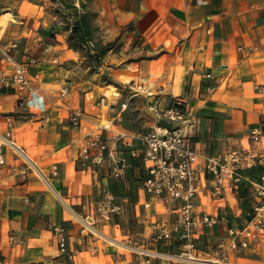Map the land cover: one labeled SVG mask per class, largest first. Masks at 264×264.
<instances>
[{
    "label": "crops",
    "instance_id": "0c3cea01",
    "mask_svg": "<svg viewBox=\"0 0 264 264\" xmlns=\"http://www.w3.org/2000/svg\"><path fill=\"white\" fill-rule=\"evenodd\" d=\"M82 1L93 12L96 34L122 41L104 55L100 70L83 49L70 46V29L56 20L54 10L34 13V4H28L26 11L14 14L13 28L0 40L3 46L17 41L9 51L29 61L38 88L37 94H20L15 87L0 90V132L8 133L38 168L25 163L10 143L2 145L7 164L0 172V258L7 264H143L147 257L152 264H205L200 255L184 258L176 234L156 237L173 228L176 213L144 188L142 156L129 154L131 146H139V134L114 122L113 110L123 103L119 85L132 82L138 86L134 94L147 92L161 109L182 98L193 113L183 130L201 151L247 144L249 129L264 124L254 88L264 79V0ZM8 65L0 58V68ZM105 69L112 82L96 79ZM109 85L119 88L112 97ZM73 109L82 113L78 124L69 119ZM104 117L109 123H102ZM84 146L103 160L81 165ZM110 149L115 158L128 157L122 177L111 174ZM263 170L264 165H256L243 172L256 180ZM208 177L202 176L197 208L218 211L228 221L200 228L198 244L205 248L225 234L227 225L245 223L259 199L251 184L212 197ZM107 192L122 211L108 223H96L98 234L83 230L81 218L89 223L96 200ZM55 225L67 227L66 249L59 245Z\"/></svg>",
    "mask_w": 264,
    "mask_h": 264
},
{
    "label": "built area",
    "instance_id": "2783aa9c",
    "mask_svg": "<svg viewBox=\"0 0 264 264\" xmlns=\"http://www.w3.org/2000/svg\"><path fill=\"white\" fill-rule=\"evenodd\" d=\"M2 35L0 34V40ZM17 46V41H11L9 46L0 44V58L7 67L0 68V90L7 87H15L17 92L25 94L31 92L37 94V85H34L30 75L29 61H20L10 53L9 47ZM264 52V41L260 45ZM210 75V74H208ZM215 85L209 86L213 90ZM256 93L264 110V79L254 84ZM38 102L44 105V96L38 95ZM161 118L164 124L157 123L153 129L138 135L139 146H131L129 154L141 155L147 169L143 179L144 188L151 195L170 203L176 216L172 229H162L156 233L158 239L171 237L173 234L181 241L182 255L185 259H196L200 251L216 258H205L217 261L225 259L231 251L245 249L254 243L264 241V170L259 178L253 180L245 175L243 170L256 165H264V124L258 123L249 129V142L227 147L217 153L201 151L196 145H192L189 134L183 128L192 123L193 113L182 98L173 99L169 106L161 110ZM69 119L78 124L82 119L79 109L71 110ZM8 133L0 132V140L3 144L13 145L14 152L23 157L24 162L30 161V167L37 170L25 151L14 143ZM99 138V137H98ZM2 144V145H3ZM96 144V143H94ZM101 148H106V142L98 143ZM2 145H0V172L7 164ZM113 150L109 153L115 163L111 174L122 176L128 167L126 154L113 157ZM103 155H90V147L84 146L78 159L81 165L86 166L92 162L99 163ZM57 172V165L53 167ZM208 175L210 184L207 191L212 197H220L228 188H239L240 184H251L253 191L259 199L248 209V219L243 224L227 225L226 232L208 247L198 244L199 230L202 227L213 226L221 221H228L226 215L218 211L198 209V200L202 190V176ZM122 211V204L115 200L111 192L96 200L92 214V223H87L81 218L83 230L96 232V223H108L115 214ZM54 233L57 235L59 245L66 249L68 230L64 225H55ZM0 264H7L0 258ZM14 264H32L17 261ZM143 264H152L150 257L144 259Z\"/></svg>",
    "mask_w": 264,
    "mask_h": 264
},
{
    "label": "rangeland",
    "instance_id": "374dc122",
    "mask_svg": "<svg viewBox=\"0 0 264 264\" xmlns=\"http://www.w3.org/2000/svg\"><path fill=\"white\" fill-rule=\"evenodd\" d=\"M81 2L82 0H0V34L3 36L5 31L13 28V26H11V22L15 21L14 14L26 11L28 4H34L31 5V8H34V13H37L38 10L40 11L41 9L42 13H44V10L46 9L54 10L59 6H61L64 10H67V7L74 4L77 5L76 3H79L77 6L81 7ZM41 6L44 7L41 8ZM46 14L49 15L48 12ZM95 41H113L114 48H119L120 43H122V41H118V38L104 40L100 34H96ZM96 69L100 70L98 67H96ZM96 77V79H99L103 83L111 82L110 74L106 69L103 72H98ZM137 87L138 86L132 82H127L125 85H119V88H121L123 93L120 101L123 103H120L119 108L113 110V112L117 116L115 117L114 122L120 123L125 128V131H132L135 134H140L153 129L157 123L164 124L165 120L161 118L160 114L162 109L159 104H157L155 97H152L150 94H146L147 92L134 94L137 92ZM119 88L109 85V90H107L108 96L112 97V95H115ZM102 123H109V121L104 117L102 119ZM111 127L114 126L111 124ZM2 144L3 142L0 140V145ZM138 163H140L139 160ZM246 200H248V198H246ZM87 220L90 223L93 222L92 217H88ZM91 233L98 234L100 232L96 231ZM205 258L214 259L216 257L213 255H207L206 253H201L200 261L205 264H264V241L254 243L252 246L245 249L231 251L225 259H220L216 262Z\"/></svg>",
    "mask_w": 264,
    "mask_h": 264
},
{
    "label": "trees",
    "instance_id": "16d2710c",
    "mask_svg": "<svg viewBox=\"0 0 264 264\" xmlns=\"http://www.w3.org/2000/svg\"><path fill=\"white\" fill-rule=\"evenodd\" d=\"M80 5L81 7L75 4L70 5L67 10H64L61 6L56 7L54 9L57 14L56 20L62 19L70 29L68 37L70 46L83 49L91 66L96 68L101 63L104 55L113 47V41H95L97 27L93 23V12L85 8L83 1ZM55 26V24L52 25V34L55 32ZM244 185L243 183L240 184L239 188L245 190L247 186Z\"/></svg>",
    "mask_w": 264,
    "mask_h": 264
},
{
    "label": "bare ground",
    "instance_id": "6f19581e",
    "mask_svg": "<svg viewBox=\"0 0 264 264\" xmlns=\"http://www.w3.org/2000/svg\"><path fill=\"white\" fill-rule=\"evenodd\" d=\"M215 262V261H214Z\"/></svg>",
    "mask_w": 264,
    "mask_h": 264
}]
</instances>
